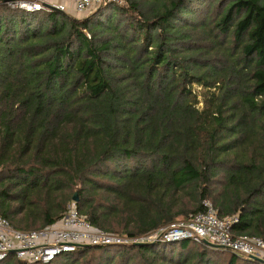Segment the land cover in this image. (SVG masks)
I'll return each mask as SVG.
<instances>
[{
  "label": "trees",
  "instance_id": "1",
  "mask_svg": "<svg viewBox=\"0 0 264 264\" xmlns=\"http://www.w3.org/2000/svg\"><path fill=\"white\" fill-rule=\"evenodd\" d=\"M27 1L0 0V214L38 229L77 192L94 227L135 236L209 199L264 240V0H126L84 18ZM0 264L263 263L179 239Z\"/></svg>",
  "mask_w": 264,
  "mask_h": 264
},
{
  "label": "built area",
  "instance_id": "2",
  "mask_svg": "<svg viewBox=\"0 0 264 264\" xmlns=\"http://www.w3.org/2000/svg\"><path fill=\"white\" fill-rule=\"evenodd\" d=\"M71 1V2H69ZM124 6L126 0H32L20 3L27 9H51L91 13L103 4ZM202 209L142 235L128 236L94 227L72 201L58 221L38 229H17L0 214V261L9 256L32 263H48L56 256L86 246L138 245L156 240L189 239L196 243L219 245L240 257L264 262V240L256 235L235 234L236 215L219 217L209 199Z\"/></svg>",
  "mask_w": 264,
  "mask_h": 264
},
{
  "label": "rangeland",
  "instance_id": "3",
  "mask_svg": "<svg viewBox=\"0 0 264 264\" xmlns=\"http://www.w3.org/2000/svg\"><path fill=\"white\" fill-rule=\"evenodd\" d=\"M126 6V5H125ZM66 13H69L71 16L73 17H77V18H84L88 15H90L91 13H76L75 11H73V9H71V7L69 6L68 10ZM197 89H201L199 87H197ZM200 101H202V97H199ZM200 105L202 104V102L199 103ZM82 248V247H81ZM80 261V260H79Z\"/></svg>",
  "mask_w": 264,
  "mask_h": 264
},
{
  "label": "water",
  "instance_id": "4",
  "mask_svg": "<svg viewBox=\"0 0 264 264\" xmlns=\"http://www.w3.org/2000/svg\"><path fill=\"white\" fill-rule=\"evenodd\" d=\"M51 9L56 10V8H54V7H52V6H51ZM72 201H74V202H77V201H78V195H77V192H74V194H73V196H72ZM141 244H142V243H140V244H138V245H141ZM205 244L208 245V246H210V247H214V248H223V247H221V246H219V245L212 244V243H209V242H206ZM250 259L255 260V261H258V262H261V263L264 264V262H262V261H260V260H257V259H255V258H252V257H251Z\"/></svg>",
  "mask_w": 264,
  "mask_h": 264
},
{
  "label": "crops",
  "instance_id": "5",
  "mask_svg": "<svg viewBox=\"0 0 264 264\" xmlns=\"http://www.w3.org/2000/svg\"><path fill=\"white\" fill-rule=\"evenodd\" d=\"M69 2H71V1H69Z\"/></svg>",
  "mask_w": 264,
  "mask_h": 264
}]
</instances>
